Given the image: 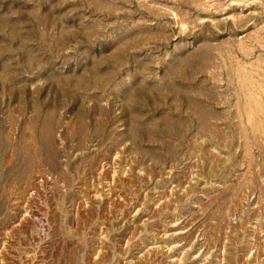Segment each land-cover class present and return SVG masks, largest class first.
Wrapping results in <instances>:
<instances>
[{
    "label": "rangeland",
    "instance_id": "obj_1",
    "mask_svg": "<svg viewBox=\"0 0 264 264\" xmlns=\"http://www.w3.org/2000/svg\"><path fill=\"white\" fill-rule=\"evenodd\" d=\"M0 264H264V0H0Z\"/></svg>",
    "mask_w": 264,
    "mask_h": 264
}]
</instances>
